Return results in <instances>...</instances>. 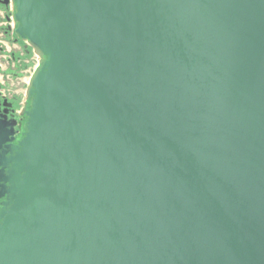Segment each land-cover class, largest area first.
<instances>
[{"label":"water","instance_id":"water-1","mask_svg":"<svg viewBox=\"0 0 264 264\" xmlns=\"http://www.w3.org/2000/svg\"><path fill=\"white\" fill-rule=\"evenodd\" d=\"M10 2L0 264H264V0Z\"/></svg>","mask_w":264,"mask_h":264},{"label":"flooded vegetation","instance_id":"flooded-vegetation-1","mask_svg":"<svg viewBox=\"0 0 264 264\" xmlns=\"http://www.w3.org/2000/svg\"><path fill=\"white\" fill-rule=\"evenodd\" d=\"M1 11L5 12V25L0 26V43L4 44L5 49L4 54L0 53V57L4 56L7 68L0 69V204L6 200V196L1 195L8 188V185L7 188L4 187V180L12 166L15 147L27 132L32 101L28 90L33 73L29 80H25V73L30 68V62L37 57L28 43L16 33L18 24L13 20V4H0ZM3 19L0 18V22H3ZM8 46L10 50L7 49Z\"/></svg>","mask_w":264,"mask_h":264},{"label":"rangeland","instance_id":"rangeland-1","mask_svg":"<svg viewBox=\"0 0 264 264\" xmlns=\"http://www.w3.org/2000/svg\"><path fill=\"white\" fill-rule=\"evenodd\" d=\"M4 15H5V12H4V11H1V12H0V18H1V20L4 18ZM4 21H5V19H3V22H0V26H1V25H5V22H4ZM0 38H1V36H0ZM2 39H3V38H2ZM5 45H8V44L5 43ZM4 49H5L4 44H1V43H0V53H1V54H4ZM7 49L10 50V47L8 46ZM1 56H3V55H1ZM3 58H4V56H3V57H0V69L5 70V69L7 68V64H6V61H5ZM34 59H35V60H33L32 62H30V68H29V70L25 73V74H26L25 80H29V78H30L31 74L33 73L34 69H35V68L38 66V64H39V58H38V57H35Z\"/></svg>","mask_w":264,"mask_h":264},{"label":"built area","instance_id":"built-area-1","mask_svg":"<svg viewBox=\"0 0 264 264\" xmlns=\"http://www.w3.org/2000/svg\"><path fill=\"white\" fill-rule=\"evenodd\" d=\"M13 20H15V19L13 18Z\"/></svg>","mask_w":264,"mask_h":264},{"label":"crops","instance_id":"crops-1","mask_svg":"<svg viewBox=\"0 0 264 264\" xmlns=\"http://www.w3.org/2000/svg\"><path fill=\"white\" fill-rule=\"evenodd\" d=\"M1 36V35H0Z\"/></svg>","mask_w":264,"mask_h":264}]
</instances>
